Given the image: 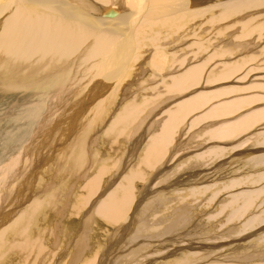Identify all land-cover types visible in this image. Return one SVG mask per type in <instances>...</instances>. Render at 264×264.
Listing matches in <instances>:
<instances>
[{"label":"rangeland","instance_id":"374dc122","mask_svg":"<svg viewBox=\"0 0 264 264\" xmlns=\"http://www.w3.org/2000/svg\"><path fill=\"white\" fill-rule=\"evenodd\" d=\"M151 1L152 0H150V3ZM181 1L183 2V4H181V2L176 3L172 1L173 5H171L170 1H162L159 6L166 7L167 9L171 11V14L163 13L158 18L156 16V19H152L151 17H149L148 13L155 8V6L153 7V5L151 4L149 5L146 3L143 6L142 9L143 10L146 9L145 12H141L139 8H136V7H134V9L133 7L129 8V12L133 11L137 13L136 16H134V18H131L129 16V20L125 24L126 27L129 26L128 30H130V35L134 36L136 40H139L141 36L143 37L144 35L146 37L145 38L143 37V41L142 43L139 44V47L137 46L134 50H132V58L130 59L129 64H127L126 69H125V73H124L126 74L124 76L125 78L121 81L123 82L124 85L120 83V87H119V85L116 84L117 86L115 85V87H118L117 89L118 91L114 90V92L113 91L111 92V93H116L117 96L116 94H114L113 97L111 98L113 99L114 102H109L110 108L108 107L109 110L107 113L108 116L106 118L107 119L106 123L103 124V122L101 123L99 122L98 124V126L102 127V128L100 127L101 131L103 130L101 132L103 134L99 133L102 135V137L99 135V137L97 136V139H93L94 138L93 136H96L98 130H100L98 128L95 129L94 135L91 133L92 134L91 139L93 140L91 142V146L92 148L96 147L97 149L93 148L94 149L93 154L95 156V161L93 162L95 163L92 162L89 172L90 171H93V173L97 172L102 164L109 163L110 164L109 169H108L109 172L103 176L104 180L102 181V184L104 186L102 185L96 190L95 194L97 195L94 194L95 197H93V200L90 201L91 203L89 202V206L86 204L83 205L82 200L84 201L83 199L84 195L86 196L85 187L88 181L87 178L79 179V177L75 176L74 179L73 178L67 179L65 177L64 180H62V178H59L60 175H57L56 176L57 179H60L59 184L63 186V191L66 192L69 190V192L72 193L70 189H72L73 187L75 188V189H72L73 193L70 194L68 192L69 195L67 194L66 197H64V199H66L69 196L68 201H70L71 198L73 199L72 208L74 205H78V206L82 205L81 206L82 209H83V206H85L84 210H82L80 214L77 213V217L74 214H72V217H70L68 213V215L65 216V222H63V213L54 214V212H58L55 210L51 211L53 213H51L50 211L48 212L47 209H46L47 211L42 210L38 214L35 213L34 217H36V219L37 217L39 218L36 221V219L32 217V221L34 220L35 221L33 225L30 224V228H29L31 230L30 235L33 234L34 236L40 239L42 244L41 243L40 244L38 243V244L40 246H43L42 247L43 250L41 249L40 251L41 253L40 252L38 253L39 255H37L36 253L34 254V252L32 251L33 255L31 253L29 256L27 255L22 256L21 252L19 251V248L17 247L18 245L16 246L15 244V248L13 247V243L18 244L19 242L23 240L21 237H24L23 235H20V232L18 230L13 231V228H14V226H12L14 225L13 223L16 222L18 219H20V217L22 216L21 214L25 212L27 207H30V205L32 206V203L34 201H36L42 195H44L43 186L46 183V181H49L48 177L50 176L51 170H54L55 168V160H57V156L55 159H49L48 157H46L47 152L49 154L50 151L53 150V148H55L54 153L58 154V152L60 151L58 148L62 146L63 149H65L66 146H69L70 143L73 141L72 137H75V132L78 127L77 124H79L80 122V115L78 116V119L76 120L73 119L74 114L77 112L75 111L73 114L69 115V118H68L69 120L67 119V124H69L70 129H72V127L74 128V130H72L73 131L72 133H69V130H70L69 127L67 130L61 131L62 134L66 133L65 138H63L62 140L60 133L57 134L55 137L56 139H54L55 140L54 143L52 145L49 144V142L45 144V148L44 150L41 151V153L38 147L36 146L32 147L33 149L35 148L37 150V158L33 160V162L35 163H33V166H32V171H33L32 176L35 170L34 166L38 165V173L36 177L33 179L32 181L33 183L30 182L31 183L30 186L26 184H22L21 188H19L14 194L10 193L12 198L8 199L4 203L3 206L2 205L0 206V215L4 213L2 215L6 216V214H9L11 212L12 208H15V210H17L16 213L11 214L8 218L7 217L2 218V216L0 217V220L1 219L3 220V222L2 220L0 222L1 224L0 230H2V233L4 230L6 232V233L5 232L3 233L5 234L4 237H2L3 235L0 233V244H2L0 247V264H7V262L8 264H35V263L37 264V261H39L40 264H76L74 252L78 251L79 249L78 246H79L81 237H84V240L86 241V243L90 242L92 246L90 248L91 252H88V253L85 252L86 254L81 257L80 262L78 260L79 264H86L87 262H89V259L94 258L95 256L97 258V261L95 264L97 263L99 264V262L100 264H103V263L104 264H158L159 261L161 260L167 261V260H171L174 258V256H169L167 254L168 251H170L172 246L170 247V249L158 250V247L163 248V245L166 246V244L164 243L163 245H161L159 241L168 239L170 237L178 238L177 236H179V243L177 244L179 246L178 249L180 247H183L184 248L183 253L186 252L185 248L190 245L195 244L197 247L199 246L201 247L199 249L195 248L194 252L197 253L196 254L197 261L193 259V263L191 264H203L206 262H210V263L212 262L213 264L217 262L219 263L223 262L224 264H253V263L264 264V255H262L264 254V238L263 240L261 239L257 241V243L259 242L260 244L259 243L256 244V241H255L256 238H253L254 236H257L259 232H262L264 230V222H263V225L256 227L250 231L249 229H247L250 225L245 227V231L242 230L244 229V226L247 225V223L251 222L252 219L255 218V219H258V221H262L264 218V164H263L264 157H262L260 161L257 158L256 160L254 159L252 161L251 160L245 161L248 159L247 157L250 156L248 153V148H252L253 146H254L253 148H260L262 147V145L264 147V127H263L264 122L252 128H249L248 130H246L245 132L239 135L236 131V133H234L232 136L225 137V139L215 138L213 134L211 133V135L213 136V140L211 141L210 139L211 138L210 132H212L213 129L216 130L217 126H219L222 123V121H225L228 123V121L233 120V118L235 119L236 117L240 116L243 113H248V112H252L253 110H260L264 108L262 107L264 106V98L260 99L262 101L259 100V102H254L253 104L251 103V105L248 103L249 105L244 107V109L238 110L233 114H229L228 116L223 117L222 115H216V116H213L212 118H208L205 120L198 119L200 122L195 120L196 119L195 117L198 114H203L202 112L203 111L206 112L207 110H209L213 104H214L213 106L215 107V104L217 103L220 104V102L222 101L226 104L228 103L227 101H231V102L233 100L238 101L239 99H244L245 97L249 98L251 101L252 96L254 97V96L259 95V97H262L264 95V68H263L264 67V59H263L264 56L262 57V54H261L264 52V32L262 28H259L253 35V34H250V31L245 29L244 25H242L243 19H245V21L249 20V18L250 20L254 19L253 20L254 23H258V21L263 19L264 18V4H261V5L257 4L256 6L258 7L249 6V4L251 3V0H250L249 4L246 5L245 8L241 10V12L239 11V12L231 13L225 16L224 14L225 8L223 7L226 2H230V1L234 2L233 0H217V1L207 0L208 2H202V0L201 1L200 0H193V1L188 0L189 2L188 4L186 3L187 2L186 0H181ZM213 2L217 3L216 4L217 7L210 8L209 11L201 12L194 17L185 16L190 11L192 13L193 10H195L196 8H202L203 6L209 5V3H213ZM256 3H262V2L257 1ZM185 6H186V9H185ZM182 7L184 8L183 10H181ZM204 9H207V8H204ZM122 11L125 12L124 9H122ZM184 11L186 12L189 11V12L187 13L185 12L186 13L185 14ZM179 12H181L182 14L181 17L177 16V15H181ZM117 13L118 11L115 12V14ZM142 13H144V16ZM168 15L169 16L171 15L170 17H173V19L175 17L176 18L178 17L177 19L179 20L178 21L179 23L177 26H176L177 23L175 22L172 23L175 25L169 24L167 22V19L169 18ZM228 16L229 18H227ZM179 18H182V19H179ZM130 19H132V22H129L131 21ZM135 19L136 21H134ZM180 22H182L183 24L181 23L180 25ZM155 25L159 29L155 28L156 27ZM171 25L173 28L171 27ZM141 29L144 30V32H140ZM225 29L226 30L230 29V30L225 32ZM245 32L247 34H244ZM154 34L157 36H155ZM160 35L163 37H161ZM245 35H247L249 39L246 38ZM252 36H257L258 38V39L256 38L257 41H255L256 39L254 40L255 41L254 45L252 44V42L249 43L250 39H252L250 37ZM233 40L234 42L238 40L240 42L247 41V45H251V44L252 45L250 46V49L247 48L245 45V47L247 48L246 49L244 48V44H245L244 43L242 44V46L239 45V47L236 48V50H232L231 52L234 51L232 55L231 54L226 55L224 51L226 50V52L228 53V50H230V48L234 46V42H232ZM141 45L142 47H140ZM155 50H163L164 52L167 53L166 61L168 62L163 63L162 65L163 69L160 71L158 70V68L153 67V65L149 63L151 61V54ZM259 50H260V54H258L259 56L258 59L252 57L251 60H248V58L250 57L249 56L250 54L258 53ZM261 50L263 52H261ZM261 58L263 60L260 61ZM245 59L248 60L247 63H244V64L241 63L240 70H238L237 73L235 72L236 74L234 73L233 77L231 75L230 77H227L226 80L223 78L221 79L219 72L222 66L227 65L229 62V65L227 66L231 67V70H232L231 65L234 64L233 70L235 69L237 70V65L240 63L239 61L243 62V60ZM258 64L259 66H261L262 69L257 68L259 67ZM117 66L120 68L119 63ZM195 67L200 68V70L198 71V74L201 75L200 78L196 81L197 83L194 86L191 85L188 88L186 87L185 90L183 89L185 92H183L182 89H180L177 92L173 91L174 90L173 83L175 81L174 78L178 77L179 75H183L189 69L195 68ZM202 67H203V71L201 73ZM252 68H254V70ZM255 69H259L260 71L255 70ZM142 75H143V78L141 77ZM139 76L141 78H139ZM155 86L157 89H159V92H158L159 94H160V90H162L165 92L166 95L164 96L160 95L161 96L160 98L159 94L157 93L154 98L153 94L155 93ZM251 86H255L257 89L248 88ZM128 87L130 89H128ZM258 87H262V88L259 89ZM124 88L126 89L125 95H124V92H125ZM36 90L37 88H35V90L30 89V90H25V91L22 89L4 90L0 86V192L3 189H5L7 184L8 185H10L11 183L14 184V177L15 175L18 174L19 167H21L22 165L21 162L19 163H16V161L13 162V159L20 156L23 153V150L31 144L32 140L34 139L33 136L36 135L35 131H37L38 129H41V124L43 122H46L47 120L46 125H48V123H50L48 122L49 121L48 119H52V116L53 117L55 116L54 114H52V111L55 110L54 108L55 106L52 105L54 104V100L51 96H47L49 92L47 91L44 92V90L43 91L42 90L36 91ZM128 91L130 92L128 93ZM227 91L229 92L227 93ZM224 92H226L227 94H223ZM89 94H91V92H87L86 90V92H84L82 95L78 97L80 98L85 95L89 96ZM215 94H218L219 96L216 95V97H213V100L211 102L204 103L202 108L196 109V111L192 112V114H189L187 118H184L186 119L185 122H183L184 119L182 120V122L174 130L173 134L175 135H173V137L170 138L171 141H170V146L168 148L167 157L165 156V158L163 160H160L158 162L159 164H156L154 167L146 166L147 167L146 168L144 166L145 167L143 170L144 178L142 177L136 180L135 184H137L138 188H135L134 186V188L138 191V189L141 188V185L144 184L149 179V184L152 185L153 187L148 184L149 191L147 190L148 192H147L146 198L150 197L152 194L156 193L159 190H162V192H166L167 191L166 187H163V185L166 184L167 182L166 180L172 177V175L171 176L166 175L167 177L165 176L163 178L164 173L168 174L167 172L170 173L171 170L176 169L180 165H182L183 167V164L186 166L185 168H187L188 165L190 166V162H189L190 158L196 157L197 153H200V152L204 153L206 150L213 148L214 146L220 147L219 155H213L212 157L208 156L209 157L207 158L208 165H205V166L199 165L197 166L196 169H193V170L189 168L185 170L181 169L182 171L179 172L180 175L182 173L184 174L182 176H185V177L191 173H196L194 177H197V175H199L198 179L194 178L193 176H192L193 179H191V177H186L185 178L186 182H184V184L178 185L177 183V186H176L177 191L179 190V193L177 192V194H179L181 203L190 202L189 207L192 212L191 214L194 215V216L191 215L193 219H191V223L189 222V225L187 227L181 226L182 222L180 221L181 223L178 222L179 224H177L178 226L180 225L179 227H181L179 228L180 231L178 232L173 231L172 233H175L174 235L172 233L170 234L168 233L169 235L166 238H164L166 235L164 236L159 235V237L158 235H156V237L152 239L147 238V241L148 239L150 240H149V243L146 242L143 245L145 247L144 248L141 245L142 244L141 241L143 238L141 240L139 239L140 242H138L137 240L134 243L130 241V239L128 238L130 243H133V244H128L126 242H129V241L127 240V238L123 239L124 237L123 235H121L120 233H117L115 235L113 234L115 232L113 230H116L118 228V224L109 225L103 218H100L101 215L99 214H97L98 215L97 219L96 218L93 219L88 215V212L91 209L90 206L93 204V201L96 200L97 203H95L94 205L96 206L98 204V201H100L99 199H101L102 196L104 197L103 191L106 185L104 183H107L106 182L107 178L111 176L114 177L115 175L119 173L117 176V179L120 181L124 175L125 176L128 175L131 172V170L136 167V165L139 162L141 153L142 151H144L145 149L144 147L146 143L148 142V140L150 139V135H154L155 133H157V131L159 132L161 128V124L165 121L166 114L159 115L158 117V114H160V111L163 108L164 109L166 107L169 108L170 106L171 108L174 106L176 107L182 102L184 103L185 101L192 99L189 97H195V96L202 95V97L204 98H200V99L205 100L206 96L210 98L212 97V95H215ZM126 95H128V98L125 97ZM135 97H137V100L141 99L138 101L143 103L145 106L148 105L150 101H153V100L155 101L150 108H147L144 112L141 113L138 125L136 127L133 126L132 128V129L136 128L135 130L129 129L128 131L124 132V134H120V135H116L114 133L112 134V136H109V133H107L108 134L107 135L104 132V128H106V125L110 122V120L118 112L117 107L120 106V104L126 105L127 103H131L130 101L133 100ZM156 97L159 99H157ZM147 99H150V101ZM87 101L88 99L86 100V102ZM205 101H207V99ZM86 102L85 104H87ZM118 102L119 103L121 102V103L119 104ZM232 103H235V102H232ZM51 107L53 109H50ZM237 107L238 106H234V108H237ZM114 108H116V110H114ZM82 117L83 116L81 115V118ZM193 118H195L194 124H193L194 122ZM57 123H58V120H57ZM75 125H77V127ZM183 128L185 129V131H183ZM241 128L243 129L246 127L244 125ZM106 135L108 137H105ZM95 140L98 142L95 143L94 142ZM228 142H229V145H228ZM198 144H200V146ZM176 147H178L177 153L175 150ZM41 148H42V145H41ZM173 148L175 149L172 153H175L176 156L174 155L172 157L173 159H170L172 155L171 149ZM263 151L264 150H261V152ZM239 152H242L243 154L245 153L247 155L244 154L243 158L232 159L233 155ZM22 156H24V154H22ZM236 156H238V154H236ZM22 160L23 158L21 159V161ZM41 160H42V163H40ZM36 161L38 162L36 163ZM44 163H48V164L46 165ZM251 163H254L255 166L253 164L251 165ZM132 164L133 166H135L134 168L132 167ZM218 166H221V167H218ZM200 170L202 171L201 173H199ZM179 173L177 171L178 175ZM206 173L208 174L207 179L202 180L201 176H203ZM42 175L46 178H42ZM175 177L176 176H174V178ZM153 178L155 180H153ZM77 179L79 180L76 183L75 181ZM161 181H162L161 184L158 183ZM72 183L76 184V186L72 185ZM68 185L69 186L71 185V186L69 187ZM207 185L210 186V188H212V189H209V191L211 192H207V194L204 193V196L200 197V195L202 194L200 193L201 191H198L199 186L204 187ZM27 186L28 188H26ZM183 186L187 188L184 189ZM180 187L183 189H181ZM235 187H238V188L240 187V188L238 189ZM220 188L224 190L220 192L216 198H214V201L209 202L208 198L210 197V194L213 193L214 190L220 189ZM191 189H192V195H189L188 192ZM252 191L256 193L254 198H257V199L253 200L254 205L253 203L248 204L247 206H250V207L246 208V211H245V208H244L245 202L243 201H245V197L247 196V194ZM236 192H241L240 194H237V197H239V199L236 200V203L230 206L231 208H229L226 212L220 213L221 202L226 203L227 201H230L231 196ZM16 195H18V198L16 197ZM80 195L81 196L83 195L82 196L83 198ZM242 195L245 197H243ZM36 196H38L37 199H35ZM139 196H141V194ZM161 196H162L161 199L166 198L165 195H161ZM17 199H19V204L17 205V207H14V203L17 201ZM168 199H171V197L168 196ZM148 200H147L148 202L145 204V207H144L145 210L149 209L150 204L153 205L155 203L156 205L157 203V199L154 197L153 198L150 197ZM217 208H218V212H217ZM21 209L23 210V213L20 214ZM232 213H236L235 214L236 216L233 215ZM49 214H51L50 217L55 218L54 220H52L51 218L50 222L46 220L49 217L48 216ZM43 215L44 216L46 215L45 218ZM237 215H241V216L237 217ZM16 216L18 219H16ZM13 218L16 219V221L9 222V219H13ZM74 218H77V220ZM73 220H76L77 222ZM71 221L73 225L69 223ZM9 223H11V225ZM54 224H56V229L55 231H52ZM1 228H4V230ZM202 228H204L203 231H201ZM228 228L230 229L229 231H228ZM42 230H45V231L42 232ZM187 230L190 232L193 231L192 232L194 234L193 238L189 236L190 232H188L187 234ZM248 233L250 234V237L248 236ZM9 234H11V236ZM8 235L10 236V238L8 237ZM246 235L249 239L246 237ZM241 236L243 237V239ZM3 238H5V241ZM112 238L114 240H112ZM182 238H186V239L180 242ZM113 241L115 243H118L119 247H116V246L113 247L112 246ZM8 242L11 245L8 244ZM201 242H205L206 245H210L211 247H213L212 248L213 250L212 249L209 250L208 247L204 248V246L200 244ZM125 243L128 244V246L125 245ZM37 245L35 244L33 246H37ZM137 246H141V247L137 248ZM141 249H145V250L142 251ZM155 249H157V251ZM7 250L9 251L7 252ZM131 250L132 251L134 250L133 252L136 253L134 254V256H131V252H132ZM207 250H208L207 255H205L204 257L203 255H200V253L203 252L204 254V252ZM252 250H261L262 252L258 251L257 253L256 251H252ZM80 251H83V248ZM158 251H163L162 252L163 254H157ZM243 252H244V255L246 253L252 254V256H250L251 258L250 257H248V259L241 258L240 256L241 254H243ZM42 253L45 255H43ZM183 253H180L179 255L181 256L183 255ZM253 253L255 254L253 255ZM40 254H42L44 257ZM256 254L258 258L253 257V256H256ZM215 255H217L218 257L216 258ZM37 256L39 257V259L40 257H42V259L37 260L38 259ZM256 259H258V261H256ZM173 260H176V258H174ZM249 260H252V263Z\"/></svg>","mask_w":264,"mask_h":264},{"label":"bare ground","instance_id":"6f19581e","mask_svg":"<svg viewBox=\"0 0 264 264\" xmlns=\"http://www.w3.org/2000/svg\"><path fill=\"white\" fill-rule=\"evenodd\" d=\"M162 1H170L171 5H173L172 1H174L176 3L181 2V4H183V2L181 0H172V1L171 0H152L151 3H150V0H0V86L4 90H20V89H22L25 91V90H30V89L35 90V88H37L36 91H38V90H42V91L44 90V92L47 91V92H49V94L47 96H51L53 98L54 104H52V105L55 106L54 107L55 110L52 111V114H54L55 116L54 117L52 116V119H48L49 120L48 122H50V123H48V125H46L47 124V120H46V122H43L41 124V129H38V130L36 129L37 130V131H35L36 135L33 136L34 139L32 138L33 140L31 142V144L23 150L22 154H24V156H22V154H21L20 156L13 159V162H15V161H16V163L21 162L22 165H21V167H19L18 174L17 175L14 174L15 175L14 184L13 183H11L10 185L7 184L5 189H3L0 192V206L1 205L3 206L4 203L8 199H11L12 196L10 195V193L14 194L19 188H21L22 184H26V185L30 186L31 183H33L32 181L38 173V165L34 166L35 170H34V173L32 176V172H33L32 166H33V163H35V162H33V160L37 158V150L35 148L33 149L32 147L33 146L38 147L40 150V153H41V151L44 150V148H45V144H47L49 142V144L52 145L54 143V141H55L54 139H56L55 137L57 134L60 133V136L62 137L61 139L63 140V138H65L66 133L62 134L61 131L68 129L69 124H67V119L69 118V115L73 114L75 111H77L73 117V119H75V120L78 119V116L80 115V122L78 121L79 124L76 123L78 125V127H77V125H75L77 127V129L75 132V137H72L73 141L70 143V145L66 146L65 149H63L62 146L60 148H58L60 150L58 152V154L54 153L55 148H53V150H51L49 154H48V152L46 154V157H48L49 159H55L57 156V160H55L54 170H51L50 176L48 177L49 181H46V183L43 186L44 195H42L39 199H37L38 196H36L35 199H37V200L32 203V206L30 205V207H27V209L25 210L24 213H23V210L21 209L20 214L21 213H23V214H21L22 215L21 217L18 216V217H20V219H18L17 216H16V219H18L17 221L14 218L9 219V222L16 221L13 223L14 225H12V226H14L13 231L18 230L20 232V235L24 236V237H21L23 240L21 242H19L18 244L13 243L14 248H15V244H16V246L18 245L17 247L19 248V251L21 252L22 256H24V255L29 256L32 253V251L34 252V254L36 253L37 255H39L38 253L41 251V249L43 250V248H42L43 246L39 245L41 243L40 239L38 237L34 236L33 234L30 235L31 230L29 228H30V224L33 225V223L35 221V220L32 221V217H34L35 213L38 214L42 210L44 211L46 209L48 210V212L55 210L58 212H54V214L63 213V222H65V216L68 215V213H69L70 217H72V214L76 215V217H77V213L80 214L81 211L84 210V208H85V206H83V209H82L81 204H79L81 206L74 205L72 208L73 199L71 198V200L68 201L69 196L66 199H64V197H66V195L68 194L69 190L66 188L68 190V191H66L67 193L65 191H63V186L61 184H59L60 179H57V177H56L57 175H60L59 178H62V180H64L65 177L67 179H72V178L74 179L75 176L79 177V179L87 178L88 181H87V184L85 187L86 196L84 195V198H83L82 197L83 195L82 196L80 195L84 199V201L82 200L83 205L86 204L89 206V202L91 200H93V197H95V195H97V194H95L96 190L103 185L102 184V181L104 180L103 176L109 172L108 169H109L110 164L109 163L102 164L97 172H94V173H93V171L89 172L91 165H92V162L95 161V156L93 154V150H94L93 148H96V147L92 148V146H91V142L93 141L91 139V135L95 134L96 128L100 129L101 126H98L99 122L100 123L103 122V124L106 123V120H107L106 118L108 116L107 113L109 110L108 107L110 105L109 102H114L113 99H111V98L113 97L114 94H116V93H111V92L112 91L114 92V90L118 91L117 90L118 87H115L116 84H118L119 87H120V83L123 84V82H121V81L125 78L124 76L126 74H124V73H125V69H126L127 64H129L130 59L132 58V50H134L137 46L139 47V44L142 43V41H143V37L144 38L146 37L144 35L143 37L141 36V38L139 40H136V38L134 36L130 35V30H128L129 26L126 27L125 24L128 22L129 16L131 18H134V16H136L137 13L133 12V11L129 12V8L133 7V9H134V7H136V8H139V10L141 12H145L146 9L143 10L142 9L143 6L146 3L149 5L151 4V5H153V7L155 6V8L148 13L149 17H151L152 19H156V16L158 18L163 13H170L171 14V11L169 9H167L166 7H163V6H159ZM186 1H187L186 3L188 4L189 3L188 0H186ZM233 1L234 2L230 1V2L225 3V5L223 7V8H225V12H224L225 16L229 15L231 13H235V12H239V11L241 12V10L244 9L245 6L248 5L250 2V0H233ZM255 1L256 2L259 1L262 3H256ZM202 2H208V1L202 0ZM216 4L217 3H214V2L209 3V5L205 4L206 6H203L202 8H196L195 10H193L192 13H191V11L190 12L187 11L189 13L184 11V13L185 12L187 13V14L185 13L186 17L187 16H193L194 17L201 12L209 11L210 8L217 7ZM257 4H260V5L264 4V0H251V3L249 4V6H256ZM186 6H185V9H186ZM256 7H258V6H256ZM204 8H207V9H204ZM247 8H248V6H247ZM122 9H124L125 12H123ZM183 9L184 8L182 7L181 10H183ZM187 10H188V8H187ZM117 11H118V13L115 14V12H117ZM223 11H224V9H223ZM141 12H140V14H141ZM179 13L181 14V12H179ZM142 14L144 16V13H142ZM170 16H169V18L167 17L168 18L167 22L169 24H172L175 22V23H177L176 24V26H177L179 23L178 22L179 20L177 18L179 16L181 17L182 14L177 15L178 17L177 18L175 17L174 19H173V17H170ZM141 17H142V15H141ZM163 17H164V15H163ZM184 17H183V19H184ZM232 17H233V15H232ZM227 18H229V16ZM179 19H182V18H179ZM130 20L131 21H129V22H132V19H130ZM243 20H242V22H243L242 25L245 26L246 30L250 31V34L254 35L255 32L259 28H262V30L264 32V18L261 19L260 21H258V23H254L253 22L254 19L250 20V18L247 21H245V19H243ZM134 21H136V19ZM181 23L182 22H180V25H181ZM144 24H146V23H144ZM172 25H175V24H172ZM172 25H171V27H172ZM155 28H157V26ZM157 29H159V28H157ZM150 30H151V28H150ZM228 30H230V29H228ZM228 30L225 29V32H227ZM140 32H144V30L141 29ZM244 34H247V33L245 32ZM155 36H157V35H155ZM245 36H246V38H248L247 35H245ZM161 37H163V36H161ZM250 38H252V39H250L249 43L252 42V44L254 45L255 41H257V39H258L257 36H252ZM172 40H173V38H172ZM137 42H138V44H137ZM232 42H234V40ZM242 44H244V48L247 47L249 49H250V46L252 45V44L247 45V41H245V42L241 41L240 42L238 40V41L234 42V46L231 47L230 50H228L226 48L228 50V53L226 52V50L224 51V53L226 55L227 54L232 55V53L234 51L233 52H231V51L236 50V48H238L239 45L242 46ZM245 45H246V47H245ZM140 47H142V45ZM261 52H263V51L261 50ZM258 54H260V50L258 53L250 54L249 55L250 57L248 58V60H251L252 57L258 59L259 58ZM261 54L263 57L264 52ZM263 59L261 58L260 61ZM166 60H167V53L166 52H164L163 50H155L151 54V61L149 63H151L153 65V67L158 68V70L160 71L163 69L162 68L163 63L168 62ZM171 60H172V58H171ZM245 60H243V62L239 61L240 63L237 65V70L235 68H234L235 70H233L234 64H232V65L230 64L232 66V70H231V67L227 66V65H229V62L227 65L222 66L220 68V72H219L221 79L223 78L226 80L227 77H230L231 75L233 77L234 73L235 72L237 73V71L240 70L241 63L242 64L247 63L248 60H246V61ZM145 61H147V60H145ZM118 63L120 64V68L117 66ZM258 66H259V64H258ZM254 68H252V69L254 70ZM257 68L260 69L261 66H259ZM259 69H255V70H259ZM199 70H200V68H198V67L191 68L186 73H184L183 75H179L178 77H175L174 78L175 81L172 80V81H174V83H173L174 85L172 84L174 90H173V88H172V90L177 92L180 89L185 90L186 87L188 88L191 85L194 86L197 83L196 81L201 76L200 74H198ZM202 71H203V67L201 68V73H202ZM246 76H248V75H246ZM141 77L143 78V75ZM141 77L139 76V78H141ZM214 80H216V79H214ZM219 81H220V79H219ZM248 88L252 89V88H256V87L251 86ZM258 88L260 89L262 87H258ZM128 89H130V88L128 87ZM156 89L157 88L155 86V93L153 94L154 98H155V95L159 92V89H157V90ZM86 90H87V92H91V94H89V96L85 95V96L79 98L78 96L82 95L84 92H86ZM124 90H125V92H124V95H125L126 89L124 88ZM184 90H183V92H185ZM129 92L130 91H128V93ZM228 92L229 91H227V93ZM227 93L224 92L223 94H227ZM160 95L164 96L166 94L164 91L160 90L159 96ZM216 95H218V94L212 95V97H210V98H208L206 96L205 100L207 99V101L200 99V98H204V97H202V95L201 96H195V97H189L192 99H189L188 101L184 100L185 101L184 103L182 102L181 104L177 105L176 107L173 105L174 107H172V108H171V106L169 108L168 107H166L165 109L163 108L164 110L162 109L161 110L162 112L160 111V114H158V117H159V115L166 114L165 121L161 124V128H160L159 132L157 131V133H155L154 135H150V139L146 143V145L144 147L145 149H144V151H142L141 156L139 158V162L136 165V167L133 166V164H132V167L133 168L135 167V168L134 169L131 168L132 169L131 172L126 176L124 175L120 181L117 179V176L119 173L118 174L116 173L117 175H115L114 177L111 176V177L107 178V180H106L107 183H104V184H106L104 187V191H103L104 197L102 196L103 198L101 197V199L98 198L100 201H98V204L96 206H94L95 203H97L96 200L93 201L92 205L90 204L91 209L89 210L88 215L93 219L94 218L97 219V217H98L97 214H99V215H101L100 218H103L109 225L110 224L111 225L118 224V228L116 230H113V231H115L113 234L115 235L117 233H120L121 235L124 236L123 239L127 238L128 241L130 239V241H132L134 243L137 240H138V242H140V240L143 238L141 241L142 246L146 242L149 243V240L156 237V235H158V237H159V235L160 236L166 235L164 237V238H166L173 231L174 232L180 231L179 228H181V227H179L180 225L179 226L177 225V224H179L178 222H180V221L182 222V223L180 222L181 226L187 227L189 225V222L191 223V219H193L191 216L193 214H191L192 212H191L190 207H189L190 202H187V203L182 202L181 203V201H180L181 199L179 197V194H177V192L179 193V190L177 191L176 186H177V183H178V185L184 184V182H186V179H185L186 177H191V179H193L192 176L194 177L196 175V173L188 174L185 177V176H182L184 174L181 173V175H180L179 172L182 170H185L187 168H189L191 170L196 169L197 166H199V165L200 166L208 165V159H207V158H209L208 156L212 157L213 155H219L220 147L214 146L213 148L206 150L204 153L203 152L197 153L196 157L190 158V161H189L190 166L188 165L187 168H185L186 166L183 164V167H182V165H180L176 169L171 170L170 173L169 172H167L168 174L164 173L163 178L166 175L167 176L172 175V177H170L168 180H166L167 181L166 184L163 183L164 184L163 187H166L167 191L165 190L166 192H162V190H159L156 193L152 194L150 197L156 198L157 203H156V205H155V203L153 205L150 204L148 210H145L144 207H145V204L149 201L148 199L150 198V197L146 198L147 192L149 191L148 190L149 185H150L149 179L144 184L141 185V188H139L141 190L138 189V191L135 189V188H138V186H137V184H135V182L138 178L143 177V170L146 166L147 167H154L156 164H159L158 162L160 160H163L165 158V156L167 157L168 148L170 146V141H171L170 138L173 137V135H175V134H173L174 130L182 122V120L184 118H187L189 114H192V112L196 111V109L202 108L204 103L211 102L213 100V97H216ZM116 96H117V94H116ZM121 96H123V95H121ZM161 96H160V98H161ZM263 96L262 97H259V95L254 96V97L252 96L251 101L247 97H245L244 99H239L238 101L233 100L232 102H235V103H232L231 101H227L228 103L225 104L222 101V102H220V104L219 103L215 104V107L213 106L214 105L213 104L211 107V108L214 107L213 109L210 108L209 110H207L209 112L203 111L202 112L203 114H198L195 117L196 119L193 118V121H194V119L197 121L205 120L208 118H212L213 116H216V115H222L223 117L228 116L229 114H233L238 110L244 109V107H246L249 104L251 105V103L253 104L254 102H259L260 99L264 98ZM125 97L128 98V95H126ZM49 99H50V97H49ZM87 99H88V101L86 102ZM134 99L130 101L131 103H127L126 105L125 104L121 105L120 104L121 102L120 103L118 102L120 104V106L117 107L115 105L117 107L118 112L116 111L117 113L111 119L112 121L110 120V122L106 125V128H104V132L106 134L109 133V136H112L113 133L116 135H120V134H124V132L128 131L129 129L135 130L136 128H134V129H132V128H133V126L136 127L138 125L141 113L144 112L147 108H150L155 101V100L150 101V99H147L150 102L148 105L145 106L143 103L138 101L141 99L137 100V97H135ZM157 99H159V98H157ZM110 100H112V101H110ZM50 101H52V100H50ZM123 101H124V99H123ZM260 101H262V100H260ZM85 102L87 104H85ZM218 105H220V106H218ZM233 105L238 106V107L234 108ZM262 107H264V106H262ZM233 108H234V110H233ZM50 109H53V108L51 107ZM114 110H116V108H114ZM249 111H251V110H249ZM113 114H114V112H113ZM81 115L83 116L82 118H81ZM201 117H203V118H201ZM57 120H58V123H57ZM185 121H186V119L183 120V122H185ZM263 122H264V108H262L260 110H253L252 112H248V113H243L240 116L236 117L235 119L233 118V120L228 121V123L225 121H222V123L219 126H217L216 130L213 129V131L210 132V136H211L210 139L212 141L213 136L215 138H218V139L219 138L225 139V137L232 136L234 133H236V131L239 135V134L245 132L246 130H248L249 128H252V127L259 125L260 123H263ZM194 123H195V121L193 122V124ZM185 125H183V126H185ZM244 125L246 128L242 129L241 127ZM263 125H264V123H263ZM69 129H70V127H69ZM154 129H152V130H154ZM72 130H74L73 127H72V129L69 130V133H72L73 132ZM102 131H101V129L98 130L97 135L93 136L94 137L93 139H97V136L99 137V135L102 137V135H101V134H103V133H101ZM183 131H185L184 128H183ZM99 133H101V134H99ZM211 133L213 134V136L211 135ZM107 135L105 137H108ZM94 142L96 143L98 141L95 140ZM41 145H42V148H41ZM198 145L200 146V144H198ZM228 145H229V142H228ZM253 147L248 148V153L250 156L247 157L248 159L246 158L247 160H245V161H249V160L252 161L254 159L256 160V158L260 161L261 158L264 157V151L261 152V150H264L263 145L260 148H253ZM256 147H258V146H256ZM189 148H191V147H189ZM174 149L175 148L171 149V153L174 151ZM177 149H178V147H176V149H175L176 153L178 151ZM95 152H97V151H95ZM132 152H133V150H132ZM236 154H238V156H236ZM244 154L242 152L235 153L234 154L235 156L233 155L232 159L243 158ZM174 155L176 156L175 153H172L170 159H173L172 157ZM245 155H247V154H245ZM26 157H27V159H26ZM46 157H44V158H46ZM22 158H23V160L21 161ZM37 162L38 161H36V163ZM130 162H131V160H130ZM40 163H42V160ZM93 163H95V162H93ZM135 163H137V162H135ZM44 164L47 165L48 163H44ZM252 164L254 165V163H251V165ZM218 167H221V166H218ZM218 167H216V168H218ZM17 169H18V167H17ZM213 169H214V167H213ZM177 171H178L179 175L177 174ZM145 172H147V171H145ZM158 172H156V173H158ZM201 172L202 171L200 170L199 173H201ZM39 173H41V172H39ZM174 176H176V177L174 178ZM207 176H208L207 173L204 174L203 176H201L202 180L207 179ZM12 177H13V175H12ZM198 177H199V175H197V177H194V178L198 179ZM42 178H46V177H44L42 175ZM145 178H147V177H145ZM79 179H77L75 182L77 183ZM153 180H155V179L153 178ZM164 181H165V179H164ZM151 182H152V180H151ZM195 182H197V181H195ZM158 183L161 184L162 181L158 182ZM160 184H159V186H160ZM72 185L76 186V184H73V183H72ZM79 186H81V185H79ZM134 186H135V188H134ZM150 186H152V185H150ZM26 188H28V186ZM183 188L186 189L187 187L183 186ZM183 188H181V189H183ZM226 188H228V187H226ZM235 188H238V187H235ZM72 189H75V188L73 187ZM72 189H70V191L73 193ZM198 189H199L198 191H201L200 193L202 194V195H200V197L201 196L203 197L204 193L207 194V192H211V191H209V189H212V188H210V186L207 185L204 187L199 186ZM223 190L224 189H221V188L214 190L213 193L210 194V197L209 198L207 197L209 199V202L214 201V198H216L219 195V193L222 192ZM230 192H232V191H230ZM72 193H70V194H72ZM240 193L241 192L234 193L231 196L230 201H227L226 203H223L220 201L221 202V204H220L221 207L219 206L220 210H221V211L219 210L220 213H224L229 208H231L230 206L235 204L236 200L239 199V197H237V194H240ZM140 194H141V196H139ZM188 194L192 195V189L189 190ZM255 194L256 193L252 191V192H249L246 197L242 195L243 197H245V201H243V202H245V204H244L245 211H246V208L250 207L247 205L252 204L253 200L257 199V198H254ZM161 195H165L166 198L161 199V197H162ZM168 196H170L171 199H168ZM16 197L18 198V195H16ZM228 198H230V197H228ZM175 200H176V202H175ZM18 204H19V199H17V201L14 203V207H17ZM253 205H254V203H253ZM238 209H236V210H238ZM209 210H207V211H209ZM16 211L17 210H15V208H12V210L9 214H6V216H5V215H2V214H4V213H2L0 215V217L2 216V218L3 217L8 218L11 214L16 213ZM248 211H250V210H248ZM48 212H46V213H48ZM217 212H218V208H217ZM51 213H53V212H51ZM232 214L235 215L236 213H232ZM245 214H246V212H245ZM50 215L51 214H49L48 215L49 217L46 219L48 222H50V220L52 218V217H50ZM45 216H44V218H45ZM239 216H241V215H237V217H239ZM38 218L39 217H37V219ZM34 219H36V217H34ZM37 219H36V221H37ZM54 219L55 218H52V220H54ZM74 219L77 220V218H74ZM1 220H0V222H1ZM76 220H73V221H76ZM249 220H251V219H249ZM2 222H3V220H2ZM263 222H264V218L262 221H258V219L254 218L251 220V222H250L251 224L247 223V225H245L244 229H242V230L245 231V227L250 225L247 228L250 231L256 227L263 225ZM69 223L73 225L72 221ZM69 223H68V225H69ZM9 224L11 225V223H9ZM1 229L4 230V228H1ZM55 229H56V224H54L52 231H55ZM191 230H193V229H191ZM203 230H204V228H202L201 231H203ZM229 230L230 229L228 228V231ZM43 231H45V230H42V232ZM4 232H5V230L3 231V233ZM188 232H190V231L187 230V234H188ZM192 232H190V235H189L191 238L194 237V234ZM0 233L3 235V236L2 235L1 236L4 237L5 234L2 233V230H0ZM11 234H9V235L11 236ZM113 234H112V236H113ZM172 234L174 235L175 233H172ZM180 234H182V233H180ZM201 234H203V233H201ZM9 235H8V237L10 238ZM199 235H200V233H199ZM183 236H185V235H183ZM248 236L250 237L249 233H248ZM177 237L178 238L170 237L168 239L159 241V243H161V245H163V243H164V244H166V246L163 245V248L158 247V250L170 249V247L172 246L170 251H168L167 254L169 256H174V258H176V260H173L174 258L171 260H167V261L161 260V261H159L158 264H191V263H193V259L197 261V258H196L197 253L194 251H195V248L199 249L201 247L200 246L197 247L195 244L190 245V246L185 248L186 252L183 253L184 252L183 247H180L178 249L179 246L177 244L179 243V236H177ZM246 237H247V235H246ZM246 237H245V239H246ZM147 238H150V239H148V241H147ZM253 238H256L255 241H256V244H258L259 242L257 243V241L261 240V239L263 240V238H264V230L262 232H259L258 235L254 236ZM253 238H251V239H253ZM3 239L5 241V238H3ZM116 239H118V238H116ZM121 239H122V237H121ZM185 239L186 238H182L180 240V242L184 241ZM195 239H197V238H195ZM242 239H243V237H242ZM112 240H114V239L112 238ZM155 240H156V238H155ZM130 241L126 242V243L133 244V243H130ZM2 243H3V241H2ZM112 243H113L112 244L113 247L114 246L119 247L118 243H115L114 241ZM126 243H125V245L128 246V244H126ZM8 244H10V243L8 242ZM35 244L36 245L38 244V245L33 246ZM200 244H202L204 246V248L208 247L209 250L213 248L210 245H206L205 242H201ZM1 245L2 244H0V247H1ZM91 246H92V244H90V242L86 243V241L84 240V237H81L80 242H79V246H78L79 249H78V251L74 252L76 264H79L81 257L83 255H85L88 252H91L90 251ZM138 247H141V246H137V248ZM82 248H83V251H80ZM137 248H136V250H137ZM141 250L144 251L145 249H141ZM155 250L157 251V249H155ZM8 251L9 250H7V252ZM133 251L131 252V256H134V254H136ZM252 251H256L258 253V251H261V250H252ZM162 252L163 251H158L157 254H163ZM180 253H183V255L180 256L179 255ZM42 254H40V255H42ZM207 254H208V250L205 251L204 254H203V252L200 253V255H203V257ZM254 254L255 253H253V255ZM4 255H5V253H4ZM32 255H33V253H32ZM43 255H45V254H43ZM177 255H179V256H177ZM262 255H264V254H262ZM215 256H216V258L218 257L217 255H215ZM250 256H252V254L246 253L244 255V252H243V254H241L240 257L248 259V257H250ZM256 256H257V254H256ZM256 256H253V257L258 258V256L257 257ZM37 258H38L37 260L42 259V257H40V259H39L38 256H37ZM78 260H79V262H78ZM96 261H97V258L95 256L94 258L89 259V262H87L86 264H95ZM249 261H251V263H252V260H249ZM256 261H258V259H256ZM106 263H107V261H106ZM7 264H8V262H7ZM37 264H40V262L37 261ZM99 264H100V262H99ZM203 264H213V263L212 262L211 263L206 262ZM214 264H224V263L223 262L222 263L217 262ZM253 264H259V263H253Z\"/></svg>","mask_w":264,"mask_h":264}]
</instances>
